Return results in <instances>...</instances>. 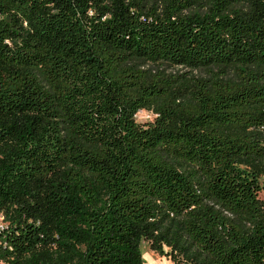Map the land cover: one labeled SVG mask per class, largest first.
<instances>
[{"label": "trees", "instance_id": "trees-1", "mask_svg": "<svg viewBox=\"0 0 264 264\" xmlns=\"http://www.w3.org/2000/svg\"><path fill=\"white\" fill-rule=\"evenodd\" d=\"M263 178L264 0H0L1 264H264Z\"/></svg>", "mask_w": 264, "mask_h": 264}, {"label": "rangeland", "instance_id": "rangeland-1", "mask_svg": "<svg viewBox=\"0 0 264 264\" xmlns=\"http://www.w3.org/2000/svg\"><path fill=\"white\" fill-rule=\"evenodd\" d=\"M195 12H199V11H195ZM137 67H139L143 71H148L153 75H157L161 73L164 74L165 76H171L173 79L177 81H183L184 80L183 77H185L186 79H193L192 82L197 80L210 81L213 77L222 76L221 71L218 68H210L205 70L202 69V70L194 71L179 66H172L166 63L164 64L159 63L156 65L150 63H138ZM235 72L236 71L234 70H230L228 76L230 78L235 79ZM155 117L156 115L152 110H142L136 115L135 119L137 123L145 124L154 121ZM261 183H264V178L261 180ZM260 197L263 198L262 195ZM216 209L221 210V208L218 206L216 207ZM224 214L228 216V219L237 221V219L234 216L226 212ZM1 223L2 221L0 220V224ZM141 252L145 264H174L169 256L171 252L170 248H165L166 256H161L151 251L148 243L143 242L141 246Z\"/></svg>", "mask_w": 264, "mask_h": 264}, {"label": "built area", "instance_id": "built-area-1", "mask_svg": "<svg viewBox=\"0 0 264 264\" xmlns=\"http://www.w3.org/2000/svg\"><path fill=\"white\" fill-rule=\"evenodd\" d=\"M0 220H1V219H0ZM1 221H2V220H1ZM1 224H2V223H1ZM1 224H0V225H1Z\"/></svg>", "mask_w": 264, "mask_h": 264}, {"label": "bare ground", "instance_id": "bare-ground-1", "mask_svg": "<svg viewBox=\"0 0 264 264\" xmlns=\"http://www.w3.org/2000/svg\"><path fill=\"white\" fill-rule=\"evenodd\" d=\"M144 251V250H143Z\"/></svg>", "mask_w": 264, "mask_h": 264}]
</instances>
